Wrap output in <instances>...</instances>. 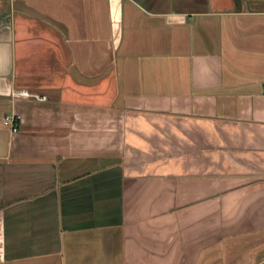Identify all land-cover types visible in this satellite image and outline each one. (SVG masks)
<instances>
[{"label": "crops", "instance_id": "1", "mask_svg": "<svg viewBox=\"0 0 264 264\" xmlns=\"http://www.w3.org/2000/svg\"><path fill=\"white\" fill-rule=\"evenodd\" d=\"M0 264H264V0H0Z\"/></svg>", "mask_w": 264, "mask_h": 264}, {"label": "built area", "instance_id": "2", "mask_svg": "<svg viewBox=\"0 0 264 264\" xmlns=\"http://www.w3.org/2000/svg\"><path fill=\"white\" fill-rule=\"evenodd\" d=\"M21 94L28 96V94L25 92H21ZM20 119H21V117L16 115V114H9L3 118L2 124L5 127H7L9 130H11L12 132H15V131H17Z\"/></svg>", "mask_w": 264, "mask_h": 264}]
</instances>
